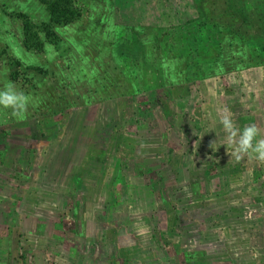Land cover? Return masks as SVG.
Instances as JSON below:
<instances>
[{
    "label": "rangeland",
    "instance_id": "rangeland-1",
    "mask_svg": "<svg viewBox=\"0 0 264 264\" xmlns=\"http://www.w3.org/2000/svg\"><path fill=\"white\" fill-rule=\"evenodd\" d=\"M196 1L76 0L35 51L17 15L45 6L0 0V89L32 98L0 108V264H264V164L218 124L264 138V0Z\"/></svg>",
    "mask_w": 264,
    "mask_h": 264
},
{
    "label": "trees",
    "instance_id": "trees-1",
    "mask_svg": "<svg viewBox=\"0 0 264 264\" xmlns=\"http://www.w3.org/2000/svg\"><path fill=\"white\" fill-rule=\"evenodd\" d=\"M39 1L46 8V11L49 15L48 22L34 23L27 15H22V14L17 15V17L21 22L22 33H23V45L27 50L41 51L43 50L46 44H52L54 46H57L60 43V38L57 35L55 28L71 25L77 20H79L82 16V13L75 7L76 0H39ZM210 2L211 5H215L216 3L218 5V3L221 2V5L219 6L216 5V9L214 11H212V8L208 9L209 11L212 12L220 10L221 7L235 8V6H237L234 5V3L231 0H198L196 1L197 3L196 6L201 7V3H203V8L201 7V9L204 10V5ZM200 10L198 11L199 16L201 18H204V15L201 13ZM220 11L224 12L222 10ZM234 11H236V13L238 14L240 13L242 14V12H244L243 8L240 7ZM243 22L245 24L247 23L246 17L243 18ZM262 32L264 34V31ZM157 42L158 40H156L155 42V51L156 53L161 54V51H163V49L161 47V44ZM261 44H264V40H262ZM170 50L171 49L169 48L168 51ZM143 52H144L143 45L139 43L137 40H133L127 42L124 50L122 51V56L125 57L126 59H131L135 63L143 66V58H142ZM153 69H155V66Z\"/></svg>",
    "mask_w": 264,
    "mask_h": 264
},
{
    "label": "clouds",
    "instance_id": "clouds-1",
    "mask_svg": "<svg viewBox=\"0 0 264 264\" xmlns=\"http://www.w3.org/2000/svg\"><path fill=\"white\" fill-rule=\"evenodd\" d=\"M31 100L30 96L18 92L11 82L0 89V108L10 109L11 115L17 119L22 120L25 118ZM218 124L220 125V131L224 134L228 148L231 149L230 152H227L231 158L238 162L247 156L255 159L258 163L264 164V138H260V132L255 125L240 129L237 127L233 114L228 108L221 110ZM222 145L225 146L224 144L220 146ZM260 255L261 253L258 250H254L252 259L258 260Z\"/></svg>",
    "mask_w": 264,
    "mask_h": 264
}]
</instances>
